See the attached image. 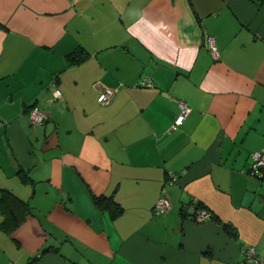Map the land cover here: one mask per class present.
<instances>
[{"label":"crops","instance_id":"0c3cea01","mask_svg":"<svg viewBox=\"0 0 264 264\" xmlns=\"http://www.w3.org/2000/svg\"><path fill=\"white\" fill-rule=\"evenodd\" d=\"M103 88L116 91L105 105ZM179 102L190 110L173 129ZM254 152L264 0H0V264H253ZM192 203L211 218L184 217Z\"/></svg>","mask_w":264,"mask_h":264},{"label":"built area","instance_id":"2783aa9c","mask_svg":"<svg viewBox=\"0 0 264 264\" xmlns=\"http://www.w3.org/2000/svg\"><path fill=\"white\" fill-rule=\"evenodd\" d=\"M206 42V48L208 52L212 55V57H217V48L215 45V41L213 37L207 36L205 39ZM142 87H151V81L149 78H145L142 82ZM115 90L108 89V88H103L100 90L97 101L101 105H105L111 101L115 94ZM59 93V95H57ZM54 97H59L60 96V91L59 90H54ZM179 107H180V113L176 117L173 125V129L177 128L184 120L185 116L189 112L190 108L185 105L183 102H179ZM29 117L30 121L33 125H44V123L47 120V115L44 113V111L39 108L37 105L31 106L29 109ZM249 174L250 175H261L264 174V158H262V153L260 152H254L251 155V166L249 169ZM178 175L172 172L168 173V177L166 180L167 184H172L177 181ZM170 207L169 201L167 197L164 195L162 191V195L157 199L154 207H153V214L156 216H160L165 214ZM190 208H192V211L190 214L187 212L185 213V217L197 222V223H202L205 220L210 218V213L202 208H197L195 204L189 205ZM244 256L247 262L253 263V264H264V256H260L255 252L254 249L249 248L244 251Z\"/></svg>","mask_w":264,"mask_h":264},{"label":"trees","instance_id":"16d2710c","mask_svg":"<svg viewBox=\"0 0 264 264\" xmlns=\"http://www.w3.org/2000/svg\"><path fill=\"white\" fill-rule=\"evenodd\" d=\"M84 59V57H83V55H81L79 52H76V53H74V54H72V55H70L69 57H68V60L71 62V63H79V62H81L82 60ZM96 204L99 206V207H104V208H108V207H110L111 205V207L110 208H108L109 210H110V213H111V215H112V217H116L119 213H120V208L115 204V203H111V205H110V203L109 202H105V203H103V201H102V199L101 198H99V199H96ZM197 208H202V209H204L203 207H201L200 205H198V204H196L195 205ZM185 209L186 208H184V209H182V215L185 217ZM206 210V209H205ZM210 218H211V214H210Z\"/></svg>","mask_w":264,"mask_h":264},{"label":"clouds","instance_id":"9594fccd","mask_svg":"<svg viewBox=\"0 0 264 264\" xmlns=\"http://www.w3.org/2000/svg\"><path fill=\"white\" fill-rule=\"evenodd\" d=\"M57 95H59V93H57Z\"/></svg>","mask_w":264,"mask_h":264}]
</instances>
